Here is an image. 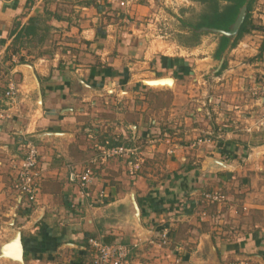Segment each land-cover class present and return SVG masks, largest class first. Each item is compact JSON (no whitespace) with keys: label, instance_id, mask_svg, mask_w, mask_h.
Returning a JSON list of instances; mask_svg holds the SVG:
<instances>
[{"label":"crops","instance_id":"1","mask_svg":"<svg viewBox=\"0 0 264 264\" xmlns=\"http://www.w3.org/2000/svg\"><path fill=\"white\" fill-rule=\"evenodd\" d=\"M153 8V0H0V264H21L2 251L17 232L23 264H86L90 238L138 243L133 260L147 264H264V0L252 10L256 29L220 60L218 43L201 38L164 54L146 24ZM11 82L17 93L7 100ZM210 134L212 145L192 147ZM134 138L145 144L141 172L132 178L110 160L83 197L71 175L95 145ZM28 139L44 176L32 203L16 192L11 169ZM213 190L226 204L204 205L201 195Z\"/></svg>","mask_w":264,"mask_h":264},{"label":"built area","instance_id":"2","mask_svg":"<svg viewBox=\"0 0 264 264\" xmlns=\"http://www.w3.org/2000/svg\"><path fill=\"white\" fill-rule=\"evenodd\" d=\"M121 7L126 6V3L121 2ZM1 39V36H0ZM264 91V86L261 87ZM17 93V88L14 83H10L4 98L14 100ZM2 98H0V112L2 110ZM209 104L213 102L212 98L208 99ZM1 117V115H0ZM264 125V120L261 126ZM166 132L162 136L148 141V144L161 143L164 138H167ZM214 140L211 134L203 138H197L193 143V148H203L212 145ZM23 158L19 161L11 162V169L15 174L14 188L20 198H24L27 202H36L37 196L41 190L44 176L39 168L40 152L37 145L31 140L22 142ZM145 144L139 143V139L134 138L127 143L112 144L110 141H105L103 144H96V153L93 155L87 167L81 173L71 175L73 181H77L80 193L83 197H89V191L95 179V170L98 166L107 163L110 160H122L125 164L127 174L134 178L141 172L146 163V154L144 150ZM202 202L205 206L217 205L223 206L227 202V196L218 191H207L201 195ZM206 216V212L202 213ZM168 230H164L161 235V245L165 246L169 242ZM88 244L91 251L90 261L86 264H147L142 261L133 260L132 253L137 250L138 243L131 246L120 244H104L97 239L90 238ZM134 254V253H133ZM230 264H244L239 261Z\"/></svg>","mask_w":264,"mask_h":264},{"label":"trees","instance_id":"3","mask_svg":"<svg viewBox=\"0 0 264 264\" xmlns=\"http://www.w3.org/2000/svg\"><path fill=\"white\" fill-rule=\"evenodd\" d=\"M257 1L259 0H201L204 6L203 12L198 16V20L195 23L190 22L186 24L187 22H183L185 23L184 27L188 30L187 33H189V35L180 36L181 42H187L183 44L187 47L195 45L203 35L209 34L208 32L201 31L203 28L229 31L240 9L246 5L247 15L238 36L234 39L224 36H219L218 38V47L214 53V58L220 60L228 49L236 48L245 35L256 29L252 20V10ZM28 33L31 36H35V34H37L36 28L30 27ZM24 34L25 30L22 29L15 38V44ZM261 51L263 52V48ZM20 62L23 63L24 61L21 60ZM226 68L227 63L224 62L219 74Z\"/></svg>","mask_w":264,"mask_h":264},{"label":"rangeland","instance_id":"4","mask_svg":"<svg viewBox=\"0 0 264 264\" xmlns=\"http://www.w3.org/2000/svg\"><path fill=\"white\" fill-rule=\"evenodd\" d=\"M153 4V12L146 23L151 25L150 40L154 42L155 46H158L164 54L168 56H178L180 51L176 48L178 45L177 42H181L180 33H184L186 29V27H184L185 23L183 22H187L186 24L190 22L195 23L198 20V16L203 12L204 6L201 0H153ZM218 38V35L207 34L201 37V42L203 40L207 44L214 42L218 43ZM174 41L177 44H175ZM208 49L207 53L210 54V50L208 51ZM218 63L219 62L215 61L212 68L208 69L207 72L209 73L206 75L208 83H213L210 77L212 76V70L216 69ZM163 87L164 86H153V88ZM58 258H60V255L57 256L55 261L59 262L60 259ZM38 264L53 263L46 262Z\"/></svg>","mask_w":264,"mask_h":264},{"label":"water","instance_id":"5","mask_svg":"<svg viewBox=\"0 0 264 264\" xmlns=\"http://www.w3.org/2000/svg\"><path fill=\"white\" fill-rule=\"evenodd\" d=\"M246 15H247V6L244 5L240 9L238 16H237L235 22L233 23V25L231 26L229 31L217 30V29H207V28H203L201 31L208 32L209 34H214V35L224 36L227 38L234 39L238 36V33H239L242 25L244 24ZM222 65H223V60L220 62L218 69H220L222 67ZM24 67L28 68L32 74V79H33L34 85H35L37 92H38L37 102H38V104L41 105L42 96H41V92H40V86H39L38 79H37V77H36L31 66L25 65ZM151 76L155 77L156 75H155V73H151ZM170 80H172V79H170ZM147 86H149V85H147ZM129 207L132 211L131 213H132L133 218L135 220L139 221L140 214H139L138 206H137L135 199H134V194L131 195V201H130ZM2 251H3V256L5 258H10L16 262L23 264L24 263V247H23V241H22L21 233L17 232L14 240L12 242H10L9 244L4 245Z\"/></svg>","mask_w":264,"mask_h":264}]
</instances>
